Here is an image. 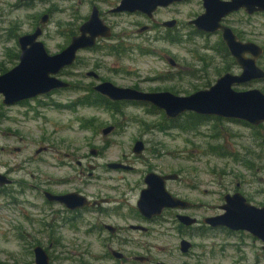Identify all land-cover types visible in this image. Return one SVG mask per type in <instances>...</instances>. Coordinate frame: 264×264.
I'll use <instances>...</instances> for the list:
<instances>
[{"label": "flooded vegetation", "instance_id": "flooded-vegetation-1", "mask_svg": "<svg viewBox=\"0 0 264 264\" xmlns=\"http://www.w3.org/2000/svg\"><path fill=\"white\" fill-rule=\"evenodd\" d=\"M121 1L93 0L89 14L84 21L90 17L94 8H97L99 16L110 26L111 35H100L94 45L81 49H94L99 45L101 39H111L115 28L120 24L113 17L122 15L135 17L136 19H131L129 23L134 27L132 32L140 35L152 33L172 37L171 34L176 30L182 31V25L187 24L201 38L203 53L186 64L168 54H166V59L175 72L181 73L180 77L183 75L184 77L201 78L205 80L206 85L195 86L189 90L183 86L152 90H171L178 94H189L200 88H207L220 78L228 76L233 79L231 87L235 91L259 89L264 92V76L255 73H259L260 70L264 71V9L250 10L247 6L240 5L224 13L220 19V26L215 30H204L189 22L191 18L205 11L204 0H199L201 11L188 18L185 23L174 15V8L181 4H188L192 0L160 4L154 10L146 11L141 9L117 10ZM102 4H105L106 8H103ZM173 19H177L176 24L166 23ZM45 24L40 19L38 25H42L44 29ZM79 27L77 30H72L70 41L74 35L80 33ZM224 28L230 30V43L225 37ZM76 60L73 64L63 68L58 75L63 78L66 73L65 69L73 66ZM90 71H95L97 77L94 74L89 75ZM175 72L172 71L171 75H168L171 77L176 74ZM87 75L97 79V82L92 84V93L106 98L104 102L111 107L118 109V104L124 103L148 108L150 112L159 114L161 121L154 126L147 125L146 129H155V132L162 133L165 139L152 137L153 144L149 147L148 143L151 142L146 141L147 133L143 131L134 142L135 145L138 140H142L143 150L136 153L133 145L134 153L131 152L128 155L125 153L115 159L106 158L104 150L98 151L96 147L91 148V154H78L71 150H64L61 153L59 148L57 167L60 170L65 168L68 174L64 176L59 174L53 184L48 183L53 187L44 183L40 185L26 179L16 178L14 173L23 170V167L18 168L17 163L14 162L4 170L0 169V172L10 179L4 184L0 183L1 194L9 196L11 203L20 204V202H26L22 195H25L29 189H33L35 190L34 194L43 199V205H53L55 207L54 218L59 219L61 225L69 226L71 242L84 248L78 251L83 255L85 253V260L80 259L81 262L84 261V264H159L160 262L174 264L169 261L166 254L155 250L160 245L157 241L162 240L163 237L177 236L181 255L200 258L204 257L207 252L210 253L215 243L213 245L197 243V238H216V233H219L220 230L253 235L245 229L214 225L208 219L223 214L226 210L225 204L229 199L237 200L238 194H242L246 201L252 205L264 206V120L252 122L245 118L199 113L194 110H186L179 116L170 118L163 108L147 101L109 99L95 90L94 85L110 79L101 78L95 69L88 70ZM70 83L69 86L56 89H68L74 86L72 82ZM132 87L142 89L138 86ZM53 90L48 93H52ZM40 95L42 94L13 104L40 98ZM109 125L113 126L110 132L116 129V125ZM106 126L102 128V131ZM174 131L181 132L184 140L182 163L177 165H174L172 146ZM1 133L3 132L0 128V138ZM6 148V145L0 140V152ZM26 148V145L14 147L18 152H22ZM51 150L52 146L48 141L42 143L40 141V145L35 150L36 154L32 155V158L34 156L46 162L47 160L40 156ZM10 151L15 152L11 149ZM98 158L103 161H98ZM27 161L30 162L29 159ZM141 165L143 168L139 170L133 183L120 177L113 180L121 185H110V171H134ZM149 173L166 176L164 180L165 193L169 192L181 198L183 203L177 206H163L159 213L152 212V210L143 211L139 201L142 198L143 189L149 186L147 181ZM169 174H176V177H167ZM32 176L36 178L35 173H32ZM42 182L46 183L45 180ZM26 184H29L30 188ZM129 184H133V186ZM133 190L136 192L132 196ZM159 194L162 193L155 192L154 196ZM52 195L57 197L51 198ZM153 198L152 203L157 204L151 205L150 203L149 208L155 209L165 201L162 198L159 201V196ZM61 225L47 223L53 233L57 228H62ZM45 232V228L37 230L38 235L46 234ZM28 235L32 234L28 233ZM184 240L190 243L187 250L182 249ZM79 243H85V246H80ZM39 244V241L36 240L33 245L34 255V248ZM197 246H200L202 250L195 254ZM43 247L48 251L45 246ZM49 256L50 264H55L51 253ZM178 264L190 263L184 260Z\"/></svg>", "mask_w": 264, "mask_h": 264}, {"label": "rangeland", "instance_id": "rangeland-1", "mask_svg": "<svg viewBox=\"0 0 264 264\" xmlns=\"http://www.w3.org/2000/svg\"><path fill=\"white\" fill-rule=\"evenodd\" d=\"M92 3L93 0H0V73L19 62L18 38L21 34L33 31L40 24L43 14L49 13L50 18L44 26L41 39L49 52L55 53L69 43L72 30H77L87 18ZM105 4L101 6L106 8ZM199 11V0H192L188 4L176 6L174 15L185 23ZM113 19L121 24L118 23L113 37L101 39L94 49L79 50L75 64L65 69L66 77L64 75L63 78L74 86L54 89L52 93L40 95V98L13 105L4 104L3 94L0 93V128L3 132L0 140L7 147L0 152V169L4 170L9 164L16 162L18 168L23 167V170L14 173L16 178L40 185L53 184L59 174H68L65 168L60 170L57 167L59 148L61 153L71 150L73 153L91 154V148L96 147L98 151L104 150L106 158L115 159L125 153H134L132 148L135 139L143 131L147 133L146 141L151 142L148 143L149 147L153 144L152 137L165 139L155 129H146L147 125L154 126L161 121V116L150 112L148 108L123 103L118 104V109H115L102 101H95L98 96L92 93V84L97 79L87 75L90 69H95L101 78L110 79L116 84L138 86L146 90L180 86L189 90L206 85L201 78L180 77L181 73L175 72L166 59L168 54L186 64L203 53L202 40L191 26L182 25V31L176 30L171 34L172 37L152 33L140 35L132 32L134 27L129 23L135 17L122 15ZM178 38L180 39L177 40ZM172 71L176 74L170 77ZM109 124L116 125V129L105 134L102 128ZM40 141H48L52 146L50 152L40 156L46 162L34 156L32 158ZM25 145L27 148L22 152L14 149L15 146ZM183 145V134L174 131V165L182 163ZM25 156L28 157L24 158ZM27 159L30 160L29 163ZM98 161L103 160L98 158ZM142 168L141 165L134 171H110V185H121L113 180L120 177L133 183ZM32 173H35L36 178ZM26 185L30 188L29 184ZM33 191L35 190L29 189L22 195L26 202L20 204L11 203L9 196L0 193V262L36 264L32 248L38 240L51 253L55 264H80V259L85 260V253L83 255L78 251L84 248L72 243L69 226L61 225V221L54 218L55 207L43 205V199ZM135 192L133 190L131 195ZM47 223L61 225L62 228H57L53 233ZM41 228L46 229V234H37V230ZM28 233L32 235L29 236ZM216 234L213 239L197 238V243H215L210 253L207 252L204 257L181 255L177 236L163 237L157 241L160 245L155 250L166 254L174 264L184 260L190 264H264L263 241L260 238L247 233H229L226 230H220ZM79 244L85 246V243ZM201 250L197 246L194 253H200Z\"/></svg>", "mask_w": 264, "mask_h": 264}, {"label": "water", "instance_id": "water-1", "mask_svg": "<svg viewBox=\"0 0 264 264\" xmlns=\"http://www.w3.org/2000/svg\"><path fill=\"white\" fill-rule=\"evenodd\" d=\"M175 1L182 0H122L117 10H154L160 4L166 5ZM240 5H245L250 10L264 9V0H204L205 11L191 18L189 22L199 29L215 30L220 26L221 16ZM49 16L48 13L43 14L41 22L46 23ZM166 23L174 25L177 23V19ZM79 28L80 33L74 35L69 44L56 53L49 52L45 42L41 39L44 31L42 25H38L32 32L21 34L18 38L20 45L19 62L0 73V93L3 94V102L10 105L26 98L48 93L56 88L69 86L70 81L61 78L58 73L66 66L74 63L79 49L94 45L100 35H111L110 26L99 16L97 8H94L90 17ZM224 31L225 37L230 43V30L224 28ZM170 59L173 58L170 57ZM255 73L264 76L262 70ZM90 74L97 77L95 71H90ZM232 83V78L224 76L211 86L200 88L189 94H178L171 90L147 91L132 86L119 85L111 80L100 81L94 85V88L111 100L136 99L150 102L163 108L170 118L177 117L186 110H194L199 113L245 118L252 122L264 120V92L259 89L235 91L231 87ZM112 128V125L106 126L103 132L107 134ZM143 148L142 140H138L134 145L136 153H140ZM167 177H176V174H169ZM165 178L166 176L154 173L148 174L149 186L143 189L142 198L139 201L143 211L152 210V212L159 213L163 206H177L183 203L181 198L169 192L165 193ZM9 180L5 174L0 172L1 184L9 182ZM155 192H161L162 194L155 196H159V201L161 198L165 201L153 209L149 207L157 204L152 203ZM241 195L238 194L237 200H228L223 214L208 220L214 225H226L233 229L248 230L263 241L264 248V206L252 205ZM56 197V195L51 196V198ZM189 244L188 241L184 240L182 249L187 250ZM34 250L36 264H50L49 253L42 245H36ZM0 264L4 263L0 262ZM159 264L167 263L160 262Z\"/></svg>", "mask_w": 264, "mask_h": 264}, {"label": "trees", "instance_id": "trees-1", "mask_svg": "<svg viewBox=\"0 0 264 264\" xmlns=\"http://www.w3.org/2000/svg\"><path fill=\"white\" fill-rule=\"evenodd\" d=\"M180 38H178L177 40H179ZM106 100V98H103V97H101V96H98V97H96L95 98V101H102V102H104ZM105 103V102H104Z\"/></svg>", "mask_w": 264, "mask_h": 264}]
</instances>
